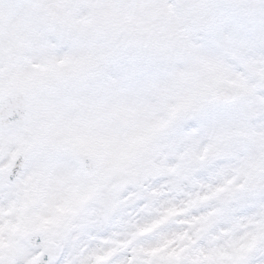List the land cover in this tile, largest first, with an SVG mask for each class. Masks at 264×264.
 <instances>
[{"label": "snow or ice", "instance_id": "snow-or-ice-1", "mask_svg": "<svg viewBox=\"0 0 264 264\" xmlns=\"http://www.w3.org/2000/svg\"><path fill=\"white\" fill-rule=\"evenodd\" d=\"M0 264H264V0H0Z\"/></svg>", "mask_w": 264, "mask_h": 264}]
</instances>
